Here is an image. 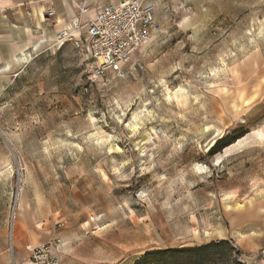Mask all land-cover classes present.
I'll use <instances>...</instances> for the list:
<instances>
[{"label": "rangeland", "instance_id": "rangeland-1", "mask_svg": "<svg viewBox=\"0 0 264 264\" xmlns=\"http://www.w3.org/2000/svg\"><path fill=\"white\" fill-rule=\"evenodd\" d=\"M81 2L93 13L117 1L73 0L76 14ZM144 2L154 29L123 74L94 76L83 37L48 35L0 71L10 264L21 207L106 264L220 238L245 264H264V0ZM234 130L244 134L209 151Z\"/></svg>", "mask_w": 264, "mask_h": 264}, {"label": "crops", "instance_id": "crops-1", "mask_svg": "<svg viewBox=\"0 0 264 264\" xmlns=\"http://www.w3.org/2000/svg\"><path fill=\"white\" fill-rule=\"evenodd\" d=\"M49 8L54 10L53 15H46ZM74 10L73 0H0V71H10L20 64L22 51L28 53L34 44L38 46L47 35L53 38L58 31L65 29L76 15ZM93 13L90 11L89 15ZM85 32L84 26L75 33V37L85 39ZM24 212V207H21L12 225L14 264H22L21 260L25 264L27 245H41L55 237L64 243L62 252L65 253L61 255L60 264H106L98 257L78 254L77 246L70 247L52 226V222H45L43 226L35 225L32 215ZM10 261L0 252V264H10Z\"/></svg>", "mask_w": 264, "mask_h": 264}, {"label": "built area", "instance_id": "built-area-1", "mask_svg": "<svg viewBox=\"0 0 264 264\" xmlns=\"http://www.w3.org/2000/svg\"><path fill=\"white\" fill-rule=\"evenodd\" d=\"M78 5V13L54 40H66L80 46L83 41L75 33L86 27L85 43L92 61V74L103 77L107 72L123 74L124 67L154 29V5L144 0H119L99 5L92 16L85 2ZM50 9L47 15H53ZM63 241L59 237L41 244L27 245L25 264H60Z\"/></svg>", "mask_w": 264, "mask_h": 264}, {"label": "trees", "instance_id": "trees-1", "mask_svg": "<svg viewBox=\"0 0 264 264\" xmlns=\"http://www.w3.org/2000/svg\"><path fill=\"white\" fill-rule=\"evenodd\" d=\"M242 134L236 130L223 134L214 141L209 151H220ZM242 254L232 239L220 238L198 245L148 249L131 263L118 264H245L241 259Z\"/></svg>", "mask_w": 264, "mask_h": 264}, {"label": "bare ground", "instance_id": "bare-ground-1", "mask_svg": "<svg viewBox=\"0 0 264 264\" xmlns=\"http://www.w3.org/2000/svg\"><path fill=\"white\" fill-rule=\"evenodd\" d=\"M89 14H90V13H89ZM34 45H35V44H34ZM26 54H27V52L22 51V52H21L22 58H26ZM20 57H21V56H20ZM213 142H214V141H213ZM213 142H212V143H213ZM212 143H211V144H212Z\"/></svg>", "mask_w": 264, "mask_h": 264}, {"label": "snow or ice", "instance_id": "snow-or-ice-1", "mask_svg": "<svg viewBox=\"0 0 264 264\" xmlns=\"http://www.w3.org/2000/svg\"><path fill=\"white\" fill-rule=\"evenodd\" d=\"M261 139H264V136H261ZM217 163H219V161H217Z\"/></svg>", "mask_w": 264, "mask_h": 264}]
</instances>
